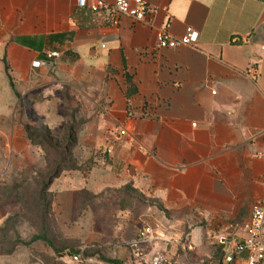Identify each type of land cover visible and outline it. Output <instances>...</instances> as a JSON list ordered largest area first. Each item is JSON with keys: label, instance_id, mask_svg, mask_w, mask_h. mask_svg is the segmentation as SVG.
<instances>
[{"label": "crops", "instance_id": "obj_1", "mask_svg": "<svg viewBox=\"0 0 264 264\" xmlns=\"http://www.w3.org/2000/svg\"><path fill=\"white\" fill-rule=\"evenodd\" d=\"M103 1L0 0V181L48 164L26 127L60 144L72 129L74 166L49 187L61 248L247 264L235 246L264 198V0H145L150 20L117 24ZM189 27L196 46L157 47Z\"/></svg>", "mask_w": 264, "mask_h": 264}, {"label": "rangeland", "instance_id": "obj_2", "mask_svg": "<svg viewBox=\"0 0 264 264\" xmlns=\"http://www.w3.org/2000/svg\"><path fill=\"white\" fill-rule=\"evenodd\" d=\"M32 131L36 132L33 137L36 143H47L45 139L49 137L39 124H34ZM68 132L66 130L62 137ZM39 133L42 135H38ZM45 156L48 159L45 167L26 170L13 183L0 181V264H9L7 261L10 255L13 256V264H110L109 259L117 260L113 257L112 245L87 247L83 250L61 248L62 241L57 227L50 212L47 215L50 195L43 191V185L47 183L51 173L50 160L55 159L50 147ZM100 229L104 230L106 237L110 236L111 226H101ZM42 235L53 242L49 244L43 239L32 241L35 236ZM56 245L60 247L57 251ZM46 246L50 253L46 252ZM68 253H82L91 261L72 263L66 257Z\"/></svg>", "mask_w": 264, "mask_h": 264}, {"label": "built area", "instance_id": "obj_3", "mask_svg": "<svg viewBox=\"0 0 264 264\" xmlns=\"http://www.w3.org/2000/svg\"><path fill=\"white\" fill-rule=\"evenodd\" d=\"M80 8H90L93 11H100L108 7L103 0H95L89 4V0H77ZM112 22L117 24L121 15H128L138 21L150 20L156 8L149 5L145 0H115L110 6ZM199 32L189 27L182 37H173L166 31H160L156 37L157 47H176L179 45L196 46L199 41ZM57 52H50L48 57L58 56ZM42 61L36 60L32 63L33 67H39ZM215 93V91H213ZM195 125V124H194ZM125 133V132H123ZM245 236L236 243L235 252L247 253V264H264V198L256 201L251 210L249 221L244 224ZM152 227L148 226L139 233L143 240L151 239ZM66 257L72 263H83L91 261L84 257L82 253L67 254ZM129 264V263H123ZM138 264H176L163 254H155L147 259L142 257Z\"/></svg>", "mask_w": 264, "mask_h": 264}, {"label": "trees", "instance_id": "obj_4", "mask_svg": "<svg viewBox=\"0 0 264 264\" xmlns=\"http://www.w3.org/2000/svg\"><path fill=\"white\" fill-rule=\"evenodd\" d=\"M26 130L28 134L33 138L34 135H36V132H33L29 127H26ZM46 132L49 138H46V142L48 146L50 147V150L53 152L55 159L52 161L50 160V166H51V173L49 174L48 181L43 185V191H47L50 195L48 199V205H47V215L50 212V204H51V194L49 192V187L51 182L56 178L63 170L71 169L74 165L70 158V148L73 144V133L74 131L72 129H69V132L67 135H65L63 138V144L59 143V140L55 142V137L51 134L50 131L42 129ZM42 134V133H41ZM39 135V134H38ZM48 153V152H47ZM49 154V153H48ZM45 240L49 244L52 243V240L47 237L46 235L42 236H35L32 241L37 240ZM108 262L110 264H121L118 260L115 259H109Z\"/></svg>", "mask_w": 264, "mask_h": 264}]
</instances>
